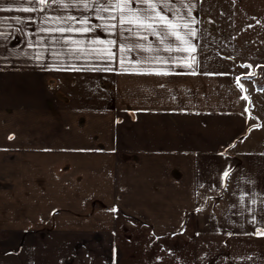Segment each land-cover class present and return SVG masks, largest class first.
<instances>
[{
    "label": "crops",
    "instance_id": "obj_1",
    "mask_svg": "<svg viewBox=\"0 0 264 264\" xmlns=\"http://www.w3.org/2000/svg\"><path fill=\"white\" fill-rule=\"evenodd\" d=\"M231 1L195 0V53H128L167 60L137 65L157 75L124 72L120 42L163 46L105 31L118 20L0 0V264H264L251 235L264 231V100L257 112L250 91L264 85L236 52ZM67 16L92 31H40ZM100 40L118 42L111 59ZM61 61L82 70H49Z\"/></svg>",
    "mask_w": 264,
    "mask_h": 264
},
{
    "label": "snow or ice",
    "instance_id": "obj_2",
    "mask_svg": "<svg viewBox=\"0 0 264 264\" xmlns=\"http://www.w3.org/2000/svg\"><path fill=\"white\" fill-rule=\"evenodd\" d=\"M18 2L21 4L42 6L38 8L24 7L21 9L24 12H32L36 10L43 12L46 8H51L52 5L60 6L63 9L81 7L85 11H95L97 19L118 20V24H105V31L110 32L119 26L121 33L127 32L130 34L129 37L124 38L125 40L137 39L147 41L149 36L158 40L159 44L162 45L163 48H153L151 44L146 46L143 43L130 44L120 42L118 45L116 40H100L92 42L94 44L99 43L106 45V48L94 49V51L106 53L109 59H111L113 56L112 47L118 45L119 52L124 54L119 59V63L121 65H124L125 63L131 65L130 67L124 68V72L129 74H168L167 71H162L161 69L137 67L138 64L151 62L166 64L168 61L163 57L148 56L141 58V60H136L135 58L129 57L128 55V53L133 51H189L190 53H195L197 51V46L193 43V41L197 38V29L194 27V25L198 23V21L192 15L193 9L195 8V0H18ZM233 2L235 3V0H233ZM182 8L185 11L182 12ZM4 10L5 9L0 8V11ZM101 13L110 14L105 17L101 15ZM43 19L45 22L55 20L57 23H66L68 24V27L41 28V32H59L61 34L66 32H76L83 34L92 31V28L89 26V18L87 17H44ZM75 24H79L82 27L77 28L75 27ZM97 27H99V25H97ZM5 35V32L0 31V38L5 37ZM75 43L82 44L83 42L77 41ZM29 46H32L31 42ZM70 51L74 53L76 50L70 49ZM76 58L79 59L80 57L77 56ZM36 59H40L39 53L36 54ZM183 59L190 61L185 65L186 68L191 69L190 74H197L195 70V66L197 64L196 56L189 55L187 57H183ZM242 67L250 68L251 66L242 65ZM49 70L80 71L82 69L77 68L75 65L65 66L61 61L58 65H53ZM249 75H255V73H249ZM237 86L243 89V85L240 83L239 77L237 78ZM247 111L248 109L245 108V112ZM249 116H251L250 113ZM13 138V136H9L10 140ZM223 175L224 177H227L229 173L225 171ZM241 199L243 200V198ZM252 203H255V201L253 200ZM112 211L115 212L117 209L113 208ZM196 211L199 212L200 209H196ZM252 222L254 224L256 223L255 217H253ZM251 235L264 237V231L257 227L256 231L251 233Z\"/></svg>",
    "mask_w": 264,
    "mask_h": 264
},
{
    "label": "rangeland",
    "instance_id": "obj_3",
    "mask_svg": "<svg viewBox=\"0 0 264 264\" xmlns=\"http://www.w3.org/2000/svg\"><path fill=\"white\" fill-rule=\"evenodd\" d=\"M235 2L233 5L234 3L231 1L227 15L231 16L236 23V52L252 62L250 70L251 73H255L252 79L257 87L262 86L264 85V68L256 70L254 68L258 65L264 66V0H238ZM242 23L247 26L242 27ZM250 91L253 93L252 108L261 112L260 107L263 104L261 100H264V94L256 93L252 88ZM260 135L264 137V132H261Z\"/></svg>",
    "mask_w": 264,
    "mask_h": 264
}]
</instances>
